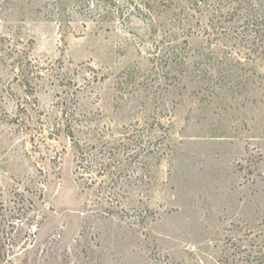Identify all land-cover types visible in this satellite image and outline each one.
<instances>
[{"label":"rangeland","instance_id":"rangeland-1","mask_svg":"<svg viewBox=\"0 0 264 264\" xmlns=\"http://www.w3.org/2000/svg\"><path fill=\"white\" fill-rule=\"evenodd\" d=\"M61 2L0 0V264H264L258 28L216 36L212 0Z\"/></svg>","mask_w":264,"mask_h":264},{"label":"trees","instance_id":"trees-1","mask_svg":"<svg viewBox=\"0 0 264 264\" xmlns=\"http://www.w3.org/2000/svg\"><path fill=\"white\" fill-rule=\"evenodd\" d=\"M62 0H58V2L62 3L61 2ZM65 1H68V0H65ZM78 1H84V0H78ZM214 1L217 5V8L215 11L217 13V16H216V22L219 24L221 19L224 18V21L227 19V17H229L228 20H230L231 22H233V24H230L228 26H224L222 24H220L217 28H212L213 30L217 29L216 30V33L215 35L218 36V35H221V34H227L230 33L231 31L235 32L236 30L238 29H241L243 28L245 31L246 30H250L252 28H258L257 30H254L255 32H260V37L264 39V0H251L252 2L248 3L249 7L246 8V9H243L241 6H237L239 7L238 8V11L239 12H244V14H240L238 15V12L237 10H235V8L231 7V8H225V6H223L220 2V0H212ZM233 1H240L239 3H241V1L245 2L246 0H233ZM260 2L261 4H256L257 2ZM262 1V2H261ZM86 4L89 3V0H85ZM190 2H192V8H196L197 11L200 12V9L201 8H205V7H209V2L208 0H190ZM115 2H113L114 4ZM227 5V3H226ZM114 8L108 6H104L102 9L99 10L100 14L97 15V19L98 21L100 22H105V20L108 18V17H112L113 16V19L115 18V15L117 17V10H116V7L113 6ZM224 10H222V8ZM99 8L98 4L95 6V9ZM190 8V9H192ZM93 10H90L93 12ZM103 13V14H102ZM103 15V16H102ZM151 15V14H150ZM235 15L236 17L238 18H241V15L242 17L245 16L246 20L243 24V26L239 25V26H236V22L237 21H240V20H236L235 18ZM238 15V16H237ZM188 18V17H187ZM59 19V18H58ZM175 22L178 23V25H183V22H188V20L185 18L184 15H180V13L178 15H176V18H175ZM217 25V24H216ZM252 27V28H250ZM179 29V28H178ZM219 31V32H217ZM65 130L67 132V135L70 137V139L73 141V146L76 150V153H78V159L80 157L81 161H86V162H89L90 161V152L86 151L85 149H83L80 145H79V142L77 141H74V135H73V132H72V128L71 126L69 125V122H67V125L65 126ZM81 161L78 163H76V166H79V163H81Z\"/></svg>","mask_w":264,"mask_h":264}]
</instances>
